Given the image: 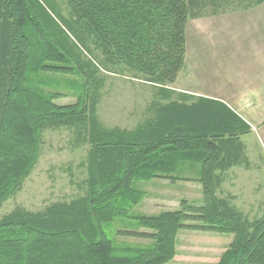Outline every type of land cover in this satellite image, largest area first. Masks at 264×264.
Segmentation results:
<instances>
[{
	"label": "trees",
	"instance_id": "trees-1",
	"mask_svg": "<svg viewBox=\"0 0 264 264\" xmlns=\"http://www.w3.org/2000/svg\"><path fill=\"white\" fill-rule=\"evenodd\" d=\"M65 2L68 16L54 0H0V206L36 166L44 130L62 126L76 129L89 146L86 194L0 218V264H168L180 255L183 229L233 236L217 264H264V215L250 220L232 196L219 195L229 169L249 166L241 137L251 127L224 103L179 99L171 87L186 66L189 19L264 0ZM90 43L107 64L158 88L164 102L152 103L150 117L136 128L101 122L102 66ZM64 84L76 102H56L63 93L49 89ZM182 162L201 165L193 178L203 187L201 203L185 199L177 210L137 212L147 196L137 183L179 180L173 174ZM118 219L137 227L116 230ZM119 236L150 243L131 245Z\"/></svg>",
	"mask_w": 264,
	"mask_h": 264
},
{
	"label": "rangeland",
	"instance_id": "rangeland-1",
	"mask_svg": "<svg viewBox=\"0 0 264 264\" xmlns=\"http://www.w3.org/2000/svg\"><path fill=\"white\" fill-rule=\"evenodd\" d=\"M54 1L68 16L69 9L65 0ZM90 48L102 66L100 78L103 82L99 91L98 105L101 122L109 129L136 128L150 117L149 107L152 103L164 102L160 98L158 88L141 78H136L134 72L127 71L122 66L107 64L102 52L97 50L93 43H90ZM182 77L183 80L184 78L191 80L185 74H182ZM74 78L79 83L82 82L81 78L70 76V79ZM196 82L197 79L193 77V83ZM177 86L175 84L171 87L177 88ZM49 90H58L63 93L62 98L56 100L60 105L76 102L73 90L67 89L66 84L61 88L56 87ZM253 137L254 135L249 136L247 142L255 141L257 144L258 142ZM254 147L259 152L258 145ZM88 150L89 146L81 140L74 128L62 126L45 129L42 135L41 155L36 166L25 180L21 190L0 206V218L17 209L39 212L54 203L71 202L84 196L86 194ZM199 171L201 169H197L196 163L182 162L173 174L182 177L179 180L162 178L150 183H137L138 189L146 191L147 196L137 206L136 211L153 215L162 211L177 210L185 199L197 204L203 198L202 186L198 183L199 181L193 179L197 178ZM240 171L238 170L234 178L229 177L223 183L224 193L235 194L237 203L245 209L243 211L246 217L255 220L264 215V180L260 177V183H257L256 178L247 179L248 174L240 176ZM113 225L116 230L119 227L121 229L137 227L136 222L124 219H118ZM117 239L131 245L150 243L149 239L139 237L119 236ZM232 239L231 234L183 229L177 238V249L180 255L168 264H217V259Z\"/></svg>",
	"mask_w": 264,
	"mask_h": 264
},
{
	"label": "crops",
	"instance_id": "crops-1",
	"mask_svg": "<svg viewBox=\"0 0 264 264\" xmlns=\"http://www.w3.org/2000/svg\"><path fill=\"white\" fill-rule=\"evenodd\" d=\"M186 36V66L175 83L177 88L172 89L180 94L179 99L188 95L218 100L251 127L248 136L241 137L249 166H233L224 174L223 183L234 178L238 170L240 176L248 174L247 179L256 178L260 183V177L264 180V2L248 9L189 19ZM182 74L191 80H183ZM251 135L257 144L247 142ZM223 185L219 195L232 196L233 204L245 214L236 195L225 194Z\"/></svg>",
	"mask_w": 264,
	"mask_h": 264
}]
</instances>
